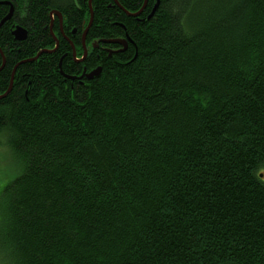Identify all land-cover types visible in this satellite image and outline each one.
Returning <instances> with one entry per match:
<instances>
[{
  "label": "trees",
  "instance_id": "1",
  "mask_svg": "<svg viewBox=\"0 0 264 264\" xmlns=\"http://www.w3.org/2000/svg\"><path fill=\"white\" fill-rule=\"evenodd\" d=\"M117 1L0 0V264H264V0Z\"/></svg>",
  "mask_w": 264,
  "mask_h": 264
},
{
  "label": "water",
  "instance_id": "2",
  "mask_svg": "<svg viewBox=\"0 0 264 264\" xmlns=\"http://www.w3.org/2000/svg\"><path fill=\"white\" fill-rule=\"evenodd\" d=\"M74 2H75V4L77 6H79L78 0H74ZM115 2L118 3L117 0H115ZM159 2H160V0H157V2L155 4V6H154V8H153V10H152V12L150 14V16H152L154 14V12L156 11V9L158 8ZM146 3H147V0H145L144 5L142 6V8L138 12H135V13H130L128 11H126V12L129 15L138 16L142 12V10L145 8ZM89 6H90V10H91V18H90V21H89V24H88L87 28L84 30V33H83L84 53H83V56L80 59H78L79 62H82L85 59V57L87 56V48H86V45H85V40H86L87 31H88V29H89V27H90V25L92 23V19H93L92 0H89ZM12 12H13V7H11L9 14L4 18V21L7 20V19H9L11 17ZM53 13H55V14H57L59 16L60 22H63L62 15L58 11L54 10V11H52V14ZM13 34H14V36H15L16 39L21 40V39L26 38V36L28 34V30L25 27H23L22 25H15V27L13 29ZM55 40H56V45H55V47L53 49H44L41 52H39L33 59H37L38 56L42 52H52V51H54L58 47V44H59V41H58L57 36H55ZM103 41L104 42H119L124 47H126V45H127L126 39H118V40H111L110 39V40H103ZM94 46H97V42H94ZM74 55H76L75 49H74ZM3 58L4 59H3L2 67H3L4 61H5V57H3ZM28 60H32V59H28ZM28 60H25V61H28ZM25 61H23V62H25ZM100 71H101V68L100 67H97V68L93 69L89 73H86V71H84V73L81 76H79L78 78L82 79L84 76H86L87 79H92V78L98 76L100 74ZM14 74H15V70L12 73V77H11V82H10L9 88L3 94H1L0 97L6 96L11 91V89L13 87ZM68 77L69 78H72V79H75L76 78V76H68Z\"/></svg>",
  "mask_w": 264,
  "mask_h": 264
},
{
  "label": "flooded vegetation",
  "instance_id": "3",
  "mask_svg": "<svg viewBox=\"0 0 264 264\" xmlns=\"http://www.w3.org/2000/svg\"><path fill=\"white\" fill-rule=\"evenodd\" d=\"M55 13H51V15L53 16ZM54 17V16H53ZM62 22H60V25H61V31L63 30V27H62ZM75 31V30H74ZM75 33H76V31L72 34V37H74L75 36ZM126 36V37H125ZM125 36H123V35H120V36H117L116 38H112L111 40H118V39H126V41H128L127 40V37H128V34H125ZM63 37L65 38V40L66 41H68V42H70L71 44H72V46H73V60H74V62L76 61V62H79L78 61V59H80L81 57H82V55H83V53H84V44H83V35H82V45H77V47H76V45L73 43V41L71 40V38L69 37V36H67L66 34L65 35H63ZM107 44H110V45H107ZM111 44L114 46V47H111ZM85 45H86V48H87V55H89V53H91V52H93V49H100L101 47H103V48H107V49H109V53H110V55H111V53L113 52V51H119V50H123L124 48H126V47H124L121 43H119V42H112V43H106V44H103V46H100L99 45V43L97 42V46H94V42H91V43H87L86 42V40H85ZM127 46V45H126ZM81 48H83V53H82V55L80 56H78V52H77V50H79V49H81ZM74 49H75V52H76V55H74ZM87 57V56H86ZM85 57V59L82 61V62H80V63H84V61L87 59ZM94 69V68H93ZM93 69H91V70H89V71H87V69H86V67H83V70H82V72L80 73V74H75L74 76H76V77H79V76H81L83 73H84V71H86V73H89V72H91ZM85 78H86V76H84L83 78H82V81L83 80H85ZM77 80H80V78H77Z\"/></svg>",
  "mask_w": 264,
  "mask_h": 264
},
{
  "label": "rangeland",
  "instance_id": "4",
  "mask_svg": "<svg viewBox=\"0 0 264 264\" xmlns=\"http://www.w3.org/2000/svg\"><path fill=\"white\" fill-rule=\"evenodd\" d=\"M19 172L17 159L0 143V188Z\"/></svg>",
  "mask_w": 264,
  "mask_h": 264
}]
</instances>
